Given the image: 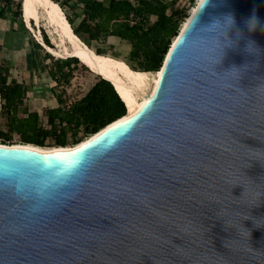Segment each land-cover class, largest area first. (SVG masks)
Masks as SVG:
<instances>
[{
	"label": "water",
	"instance_id": "water-1",
	"mask_svg": "<svg viewBox=\"0 0 264 264\" xmlns=\"http://www.w3.org/2000/svg\"><path fill=\"white\" fill-rule=\"evenodd\" d=\"M160 71L71 149L0 144V264H264V0H202Z\"/></svg>",
	"mask_w": 264,
	"mask_h": 264
},
{
	"label": "trees",
	"instance_id": "trees-1",
	"mask_svg": "<svg viewBox=\"0 0 264 264\" xmlns=\"http://www.w3.org/2000/svg\"><path fill=\"white\" fill-rule=\"evenodd\" d=\"M54 1L63 8L76 35L90 47L93 42H106L110 37L129 42L130 60L136 67L126 63L136 71L160 70L179 33L180 23L186 17L184 11H169L167 0ZM72 2L74 5H70ZM176 2L172 0V4ZM14 7L16 11H13ZM66 7H80L82 13L70 15ZM9 13H13L16 21L22 17V0H0V18H7ZM43 38L52 46L46 34ZM36 44L43 48L40 43ZM95 51L104 53L100 48ZM47 55L55 58L50 53ZM49 73L56 82L53 95L59 106L46 107L42 113L29 107L23 83L15 78L9 80L8 74L0 75V98L4 110L0 143L32 144L43 148L76 145L84 141L78 137L80 133L88 138L126 115V103L112 82L91 71L79 58H57ZM42 117L47 120L46 126Z\"/></svg>",
	"mask_w": 264,
	"mask_h": 264
},
{
	"label": "rangeland",
	"instance_id": "rangeland-1",
	"mask_svg": "<svg viewBox=\"0 0 264 264\" xmlns=\"http://www.w3.org/2000/svg\"><path fill=\"white\" fill-rule=\"evenodd\" d=\"M61 1L65 2V0ZM167 2L170 4L169 11H176L178 9L184 11L186 14V17H184L180 23V31L192 8L196 5L197 0H177L175 4H172V0H167ZM3 5L4 3H2V6ZM70 5H74L73 2ZM13 11H16V7H14ZM66 11L70 15H74L75 13L81 15L82 13L80 7H75V9L66 7ZM24 20V11L23 18L18 17L17 21L13 13H9L7 18H0V75L8 74L9 80L15 78L23 83L29 90L27 93L29 107L32 110H37L42 113L46 107L54 108L59 106L57 99L53 95L56 82L51 78L49 68L55 64L57 58H66L68 56L60 53L53 54L43 45V48H39L36 44L38 40L35 35L39 27L32 22L31 28ZM78 21L79 19H77V23ZM5 27L6 30L3 31ZM40 30L42 35L46 34L53 44L52 35L49 33L48 28L42 23L40 24ZM91 48L94 51L100 48L104 52L103 55L105 54L106 56L116 58L125 64L128 62L132 68L136 67V64L130 60L131 45L127 41L110 37L106 42H93ZM47 53L52 54L55 58H50ZM59 91L61 90L59 89ZM3 119L4 110L3 107H0V126H4ZM46 121V118L42 117V123L45 126L47 125ZM78 137L83 140L87 138L83 136L82 133H80ZM72 139L71 137L70 142H72ZM70 145L73 144L70 143Z\"/></svg>",
	"mask_w": 264,
	"mask_h": 264
},
{
	"label": "bare ground",
	"instance_id": "bare-ground-1",
	"mask_svg": "<svg viewBox=\"0 0 264 264\" xmlns=\"http://www.w3.org/2000/svg\"><path fill=\"white\" fill-rule=\"evenodd\" d=\"M201 2L202 0H197L196 5L192 8L181 29L187 25L191 15L195 13ZM22 8L26 24L32 28V22H34L35 25L39 27V30L38 32H35V35L38 42L48 51L53 54H66L70 57L77 56L91 71L96 72L113 83L127 106L126 115L121 117L118 121L137 113L149 99L160 78V70L156 72L136 71L116 58L98 54L75 34L64 10L54 0H22ZM41 23L48 28L49 33L52 35L53 47L46 44L40 30ZM89 138L90 136L87 139ZM86 140L78 144H81ZM3 145L27 144L16 143ZM28 145L30 147H36L35 145ZM76 145L51 148L37 146L36 149L42 151L52 149H71Z\"/></svg>",
	"mask_w": 264,
	"mask_h": 264
},
{
	"label": "clouds",
	"instance_id": "clouds-1",
	"mask_svg": "<svg viewBox=\"0 0 264 264\" xmlns=\"http://www.w3.org/2000/svg\"><path fill=\"white\" fill-rule=\"evenodd\" d=\"M230 20H231V22L233 23V21H232V19L231 18H229ZM258 21L255 19V18H253L252 20H251V22H250V27L251 28H255V25H256V23H257Z\"/></svg>",
	"mask_w": 264,
	"mask_h": 264
},
{
	"label": "crops",
	"instance_id": "crops-1",
	"mask_svg": "<svg viewBox=\"0 0 264 264\" xmlns=\"http://www.w3.org/2000/svg\"><path fill=\"white\" fill-rule=\"evenodd\" d=\"M4 30H6V27H5V28H3V31H4ZM24 86H25V85H24ZM26 89H27V88H26ZM28 91H29V90L27 89V93H28ZM54 108H55V107H54Z\"/></svg>",
	"mask_w": 264,
	"mask_h": 264
},
{
	"label": "built area",
	"instance_id": "built-area-1",
	"mask_svg": "<svg viewBox=\"0 0 264 264\" xmlns=\"http://www.w3.org/2000/svg\"><path fill=\"white\" fill-rule=\"evenodd\" d=\"M0 107H2V101H1V98H0Z\"/></svg>",
	"mask_w": 264,
	"mask_h": 264
}]
</instances>
